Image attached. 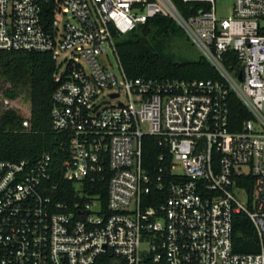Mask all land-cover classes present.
Wrapping results in <instances>:
<instances>
[{"label":"built area","instance_id":"built-area-1","mask_svg":"<svg viewBox=\"0 0 264 264\" xmlns=\"http://www.w3.org/2000/svg\"><path fill=\"white\" fill-rule=\"evenodd\" d=\"M183 1L203 7L185 16L173 0H0V51L56 62L51 117L68 135L61 171L74 185L51 184L50 154L0 160V264H264V0H233L228 17L216 0ZM159 16L218 78L126 74L117 39ZM232 95L250 115L240 126ZM146 136L163 149L157 176ZM241 213L257 252L235 250Z\"/></svg>","mask_w":264,"mask_h":264},{"label":"trees","instance_id":"trees-1","mask_svg":"<svg viewBox=\"0 0 264 264\" xmlns=\"http://www.w3.org/2000/svg\"><path fill=\"white\" fill-rule=\"evenodd\" d=\"M178 9L190 16L203 7L200 3L173 0ZM184 34L169 17H155L140 25L133 32L117 39V52L126 74L131 78L156 80H208L218 78L216 70L202 56L195 59L178 57L166 51L169 38ZM0 70L13 87L3 92L4 101L14 102L19 98V85L28 87L29 109L27 116L14 107L3 109L0 114V160L35 162L45 154L52 156L54 170L51 184L65 187L69 192L74 185L62 179L61 164L68 153L69 138L53 128L51 117L52 96L57 86L56 62L51 53H16L0 51ZM3 103H0V110ZM231 121L240 124L250 118L248 111L232 95L230 97ZM28 122V127H24ZM163 151L158 138H144V164L151 174L157 176L162 166L159 155ZM106 201V185H103ZM158 194L156 191L154 195ZM60 198V197H59ZM162 201V198L157 200ZM234 246L236 252L258 251L255 228L241 213L234 218Z\"/></svg>","mask_w":264,"mask_h":264},{"label":"rangeland","instance_id":"rangeland-1","mask_svg":"<svg viewBox=\"0 0 264 264\" xmlns=\"http://www.w3.org/2000/svg\"><path fill=\"white\" fill-rule=\"evenodd\" d=\"M232 6L233 0H216L217 14L220 17L230 16ZM165 46L166 51L173 53L178 57L195 59L201 55L200 51L192 44V42L185 34H178L173 36L172 38H169ZM110 58L111 61L115 64L113 54H110ZM12 87L13 85L6 80V78L2 75V71L0 70V103H3L0 114L3 109H6L9 106L19 110L22 115L26 117L30 105L28 87L25 85H19V98L14 102H10V105H7L8 102H5L3 99V92L6 89Z\"/></svg>","mask_w":264,"mask_h":264},{"label":"water","instance_id":"water-1","mask_svg":"<svg viewBox=\"0 0 264 264\" xmlns=\"http://www.w3.org/2000/svg\"><path fill=\"white\" fill-rule=\"evenodd\" d=\"M240 79H242V75H240Z\"/></svg>","mask_w":264,"mask_h":264}]
</instances>
